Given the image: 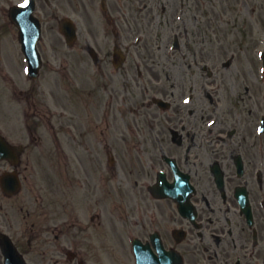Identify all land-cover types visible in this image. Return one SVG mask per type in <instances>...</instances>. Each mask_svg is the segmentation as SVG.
I'll use <instances>...</instances> for the list:
<instances>
[{"label": "flooded vegetation", "instance_id": "af4514ba", "mask_svg": "<svg viewBox=\"0 0 264 264\" xmlns=\"http://www.w3.org/2000/svg\"><path fill=\"white\" fill-rule=\"evenodd\" d=\"M84 1L91 4L37 0L36 14L60 29L62 19H78ZM111 1L101 14L112 34L80 32L65 44L69 59L47 60L41 80L20 92L27 134L10 140L18 155L0 160V179L7 174L19 185L6 192L0 184V264H138L129 236L158 257L159 245L176 249L184 264H264V111H215L224 102L221 65L184 59L177 32L168 59H145L146 38L127 44L124 2ZM190 1L201 0H177L181 25ZM116 48L127 57L119 66ZM59 96L68 97L67 106L56 104ZM240 96L227 93L229 109ZM49 112L62 116L59 125ZM132 191L144 205L137 202L129 225L115 234L108 192L121 221ZM3 235L19 259H6Z\"/></svg>", "mask_w": 264, "mask_h": 264}, {"label": "rangeland", "instance_id": "374dc122", "mask_svg": "<svg viewBox=\"0 0 264 264\" xmlns=\"http://www.w3.org/2000/svg\"><path fill=\"white\" fill-rule=\"evenodd\" d=\"M120 1L124 2L120 22L123 24L122 32L125 41L129 42L140 31L146 34L147 47L140 56L144 54L145 59H168L165 48L172 40V33L177 32L186 52L184 59L202 60L209 63L210 67H214L215 63L221 65L217 74L224 102L220 105V109L215 111H223L222 115L226 111H264V74L260 71V51L263 49L264 36V0H201L195 4L190 1L188 9L186 8L183 25L176 20V13H178L176 0ZM95 2L96 0H91L90 4L84 1L79 7L77 11L81 26L79 30L83 33L92 29V32L99 34L98 37L100 35L103 37L107 32L112 34L110 23L105 21ZM10 4L9 0L0 1V128L17 132L24 126V111H22L24 106L17 98V90L25 88L23 79L26 74L23 71V56L19 51L18 30L8 18L7 9ZM61 6L64 7L62 4ZM49 24L46 20L41 43L45 47L44 59L55 60L54 63L58 64L57 60L68 59L69 56L63 41L59 38L58 31L50 30ZM159 46L161 50L158 49ZM231 57L234 58L230 64L226 67L222 66ZM227 93L230 97L242 95L244 100L238 97L232 109H229L225 97ZM56 104L59 107L67 106L68 97H57ZM207 107L213 111L212 105L208 104ZM52 112L61 113V111ZM65 112L68 115V112ZM58 117L62 116L50 114V112L46 115V118H52L56 125L60 124ZM45 122L51 124L49 120ZM62 123L67 124L68 118H64ZM50 145L51 143L45 150H51ZM47 155L51 157L50 154ZM52 168V165L46 166V169L52 170ZM125 181L127 182L126 191L129 192L133 189L130 184L132 180ZM46 186L52 187V182H46ZM108 196L109 230H114L116 234L119 231L117 226L125 229L129 225V215L136 214L137 202L144 205L145 199L138 197L134 191L126 194L122 203L124 217L120 221V211L118 206L115 207V194L111 195V192H108ZM112 218L115 224L112 223ZM123 229L122 233H124Z\"/></svg>", "mask_w": 264, "mask_h": 264}, {"label": "water", "instance_id": "95a60500", "mask_svg": "<svg viewBox=\"0 0 264 264\" xmlns=\"http://www.w3.org/2000/svg\"><path fill=\"white\" fill-rule=\"evenodd\" d=\"M18 16V15H17ZM12 19L18 23L19 25H24L25 22H26V18H15L14 16L12 17ZM34 36H33V39L30 38L29 34L27 33V37L26 39H24L25 43H24V47H25V50H26V53L30 54L33 56L34 53L36 52L35 50V46H34ZM27 46V47H26ZM37 56V55H36ZM30 62H32L35 66L37 65L36 63L33 62V57L30 58Z\"/></svg>", "mask_w": 264, "mask_h": 264}, {"label": "snow or ice", "instance_id": "6c2138e0", "mask_svg": "<svg viewBox=\"0 0 264 264\" xmlns=\"http://www.w3.org/2000/svg\"><path fill=\"white\" fill-rule=\"evenodd\" d=\"M25 3L27 4V0H25Z\"/></svg>", "mask_w": 264, "mask_h": 264}]
</instances>
